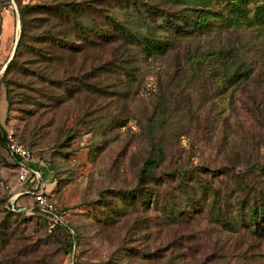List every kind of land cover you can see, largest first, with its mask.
<instances>
[{
  "label": "rangeland",
  "instance_id": "rangeland-1",
  "mask_svg": "<svg viewBox=\"0 0 264 264\" xmlns=\"http://www.w3.org/2000/svg\"><path fill=\"white\" fill-rule=\"evenodd\" d=\"M263 1L245 0L248 19L240 20L244 11L236 5L210 0L225 18L214 22L212 33L182 43L181 49L237 51L249 68L233 88L173 74L181 58L161 55L139 63L132 76L118 66L96 67L90 89L78 79L68 83L71 88L51 87L67 97L58 106L42 107L47 99L38 96L31 105L18 93L26 89L15 87L16 103L9 107L1 76L20 24L16 1L0 0V133L30 148L29 163L44 172L43 189L76 232L67 253L66 232L48 231L36 213L5 210L7 194L10 207L11 200L31 204L32 195L0 141V224L4 216L15 223L0 229V264H264V234L250 229L256 223L237 216L229 229L211 209L213 195H200L193 207L170 172L180 167L195 178H211L219 187L218 204L235 211V194H244L232 188L242 178L250 185L245 192L264 197V23L253 20ZM227 21L231 27L225 28ZM158 148L164 151L158 167L142 174L144 160L158 157ZM216 172L221 176L213 177ZM134 187L135 195L126 194ZM150 189L157 192L155 203L146 197ZM167 199L179 211L172 213Z\"/></svg>",
  "mask_w": 264,
  "mask_h": 264
},
{
  "label": "trees",
  "instance_id": "trees-1",
  "mask_svg": "<svg viewBox=\"0 0 264 264\" xmlns=\"http://www.w3.org/2000/svg\"><path fill=\"white\" fill-rule=\"evenodd\" d=\"M6 1L9 3L10 0ZM15 1L20 24L19 37L13 55L1 76L9 107L16 103L15 87L26 89V92L18 93L27 96L25 101L31 105L37 102L38 96L47 99L46 102H40L42 107L58 106L67 97H63L61 92L50 90L51 87L71 88L68 83L78 79L83 84L82 88L90 89L95 84L88 79L93 75L91 70L96 67L112 70L114 66H118L120 73L132 76L138 74L139 63L161 55H170L174 59L181 58L180 64L176 60L172 65L173 74L201 81L213 79L218 89L235 87V84L248 73L249 67L241 63L238 52L228 47L212 50H199L195 47L192 50L193 48L186 46L181 49L182 43L188 42L189 39L212 33L214 22L225 18L222 13L211 8L210 0H37L36 3L24 4ZM228 2L244 11L240 16L237 15L240 20L242 15L248 19L246 10L241 8L245 0ZM253 20L264 23V1L256 5ZM229 24L231 23L227 21L225 28L231 27ZM180 51L183 52V56L179 54ZM88 58L91 59L90 63ZM84 62L89 66L85 70ZM95 62L97 65L94 67ZM12 72V77H8ZM22 76L28 79L21 82L19 79ZM6 139L5 133H0L2 145L6 146ZM158 151V157L144 160L142 174L150 173L153 168L158 167L164 154L162 148H158ZM7 154L11 164L18 170L8 150ZM39 170L43 177V170L40 168ZM170 172L168 173L172 178L178 180L179 189L185 192L186 203L196 207L200 205L198 198L200 195H213L209 201L211 209L222 222L227 223L229 229L234 228L238 216L245 217L250 223H256L257 228L250 229H257L264 234V197L245 192L244 188L250 186L247 180L242 178L241 182L233 184L234 191L240 188L243 192L241 194H244L242 198H239L238 191L235 194L237 197L235 211L234 207L224 208L218 204L216 196L220 192L219 187L213 186L211 178L207 176H204L205 179L195 178L190 170L180 167H175V170ZM212 176L219 177L221 174L216 172ZM189 178L192 182H188ZM221 181L227 184L223 178ZM227 189L233 195L234 191ZM125 192L128 195L137 193L135 187ZM44 193L53 201L48 192ZM155 195L157 192L150 189L146 197L155 203L157 200ZM31 198V209H17L21 204L16 202V206L11 208L7 203L9 201L7 194L3 198L5 210L11 215L36 213L41 216L48 231L66 232L70 242L67 250L69 253L76 232L65 216L66 211L57 208L58 218H55L41 211L34 205V198L32 196ZM166 201L165 205L171 208L172 213L179 211L180 206L175 208L176 201L168 199ZM1 222L0 229L3 227L8 229L15 224L8 216H4Z\"/></svg>",
  "mask_w": 264,
  "mask_h": 264
},
{
  "label": "built area",
  "instance_id": "built-area-1",
  "mask_svg": "<svg viewBox=\"0 0 264 264\" xmlns=\"http://www.w3.org/2000/svg\"><path fill=\"white\" fill-rule=\"evenodd\" d=\"M6 146L9 155L17 164L18 178L22 181H28L30 189L28 192L34 198V205L41 211L51 214L53 217L58 218L55 203L46 196L43 189V183L40 170L32 166L28 159L30 158V149L23 143L18 142L12 136L6 137ZM11 208H14L13 200L10 201ZM31 209L32 204H22L17 209Z\"/></svg>",
  "mask_w": 264,
  "mask_h": 264
}]
</instances>
